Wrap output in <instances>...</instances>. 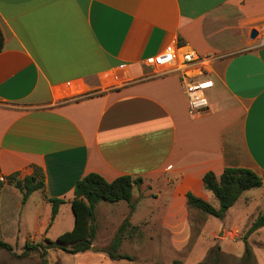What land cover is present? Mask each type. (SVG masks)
I'll return each mask as SVG.
<instances>
[{
    "label": "crops",
    "instance_id": "crops-1",
    "mask_svg": "<svg viewBox=\"0 0 264 264\" xmlns=\"http://www.w3.org/2000/svg\"><path fill=\"white\" fill-rule=\"evenodd\" d=\"M0 27V240L17 249L54 240L74 227L78 180L131 175L142 178L131 204L157 211L158 253L182 258L195 239L192 216L202 215L187 193L204 199L208 171L243 167L262 178L263 192L235 202L211 232L225 252L242 255L245 243L224 242L242 239L264 213V0H0ZM170 43L208 57L187 70L213 81L208 110H189L177 64L145 62ZM35 167L45 187L24 200L8 177ZM51 198L63 199L55 218ZM119 202L100 201L95 220L98 208ZM127 217L145 235L157 224L124 212L114 227ZM126 244L120 252L134 257ZM64 252L66 264H138L95 242Z\"/></svg>",
    "mask_w": 264,
    "mask_h": 264
},
{
    "label": "rangeland",
    "instance_id": "rangeland-1",
    "mask_svg": "<svg viewBox=\"0 0 264 264\" xmlns=\"http://www.w3.org/2000/svg\"><path fill=\"white\" fill-rule=\"evenodd\" d=\"M204 189V200L215 208H219L220 203L215 194L205 186ZM260 192H263L260 188L244 191L236 201V205H241V201L246 197L258 196ZM259 201L263 207L259 209L263 211L264 194L259 195ZM119 204L122 206L114 208L115 210L98 208L96 211L97 216L96 220H94V225L96 226L97 234L94 242L101 246L105 245L108 252L120 228L118 226L114 227L113 223L118 222L122 218L123 213L127 212L134 223L143 224L141 219L144 217L150 219L153 223H157L152 226V229H145V235L142 234L144 227L133 224L128 217L126 218L130 221L131 225L127 226L117 253L128 255L131 257L130 260H134L135 257L138 264H174L175 261L179 264H264V228L262 226L250 232L253 223L261 213L257 216L255 215L252 219L249 228L242 235V239L236 242L227 239L224 242L229 246L232 245V247L238 244L244 245L245 243L244 252L242 251L240 257H236L234 254L225 252L219 244H216L217 241L213 239L211 234L213 228L215 229L212 222H216L218 218H224L225 215L219 217L197 209L202 215L197 216L194 214L192 216L195 239L192 241L193 243L191 242L188 250L181 254L182 258H173V255H168L169 253H164V251L158 253L156 249L164 242V238L157 235L160 224L156 217L158 215L157 211H148V205L143 200L139 201L136 205L129 206L125 200H122ZM237 207L239 208V206ZM209 217L214 220L206 221ZM124 242L127 243L126 250L131 251L134 257L128 253L120 252L121 245ZM26 243H29L31 248H27L26 244L22 249L12 246L11 250L0 246V264H66L70 258V255L64 252V250L51 246L45 239L39 241L28 240ZM248 248L251 250L249 249L248 251ZM140 257L145 258L141 259Z\"/></svg>",
    "mask_w": 264,
    "mask_h": 264
},
{
    "label": "trees",
    "instance_id": "trees-1",
    "mask_svg": "<svg viewBox=\"0 0 264 264\" xmlns=\"http://www.w3.org/2000/svg\"><path fill=\"white\" fill-rule=\"evenodd\" d=\"M3 47L4 34L0 27V52ZM141 181L142 178H134L131 175H122L113 181H108L97 172L87 174L76 182L75 197L71 201L75 215L74 227L59 235L55 240L49 238L45 240L51 246L70 253L84 252L91 249L97 234L96 226L94 225L96 205L100 201L118 202L122 200L132 205L133 187ZM203 181L206 188L212 191L219 200L220 207L215 208L212 204L192 192L187 193L188 204L191 208L219 217L225 215L226 211L238 200L244 191L260 187L263 184L262 178L256 172L243 167H226L219 176L214 171H208L204 175ZM8 182L14 184L23 192L24 200H27L35 190L44 189L45 187L44 173L39 167H35L34 174L24 178H20L17 173L10 175ZM51 202L52 218H55L63 199L51 198ZM129 224L131 225L128 219L121 224L109 250L112 258L131 259L128 255L117 253ZM262 226H264V213L258 216L250 232ZM0 246L8 250L12 248L11 244L3 240H0ZM26 247L31 248L29 243H26ZM249 249L247 250L249 251ZM174 264L179 263L175 261Z\"/></svg>",
    "mask_w": 264,
    "mask_h": 264
},
{
    "label": "built area",
    "instance_id": "built-area-1",
    "mask_svg": "<svg viewBox=\"0 0 264 264\" xmlns=\"http://www.w3.org/2000/svg\"><path fill=\"white\" fill-rule=\"evenodd\" d=\"M261 44L264 45V33L261 35ZM207 58L199 56L194 50L185 49L182 46H177L175 43H170L161 53L148 57L145 62L148 65L160 67H169L177 64L178 69L184 72L183 85L188 98L189 110L192 113H200L208 110L210 107L208 89L213 86V81L210 78L191 80L187 76H191L192 72L187 73V70L190 65L196 62L204 64ZM0 179L5 180V177L1 176Z\"/></svg>",
    "mask_w": 264,
    "mask_h": 264
}]
</instances>
